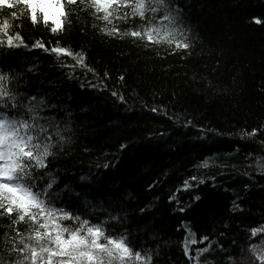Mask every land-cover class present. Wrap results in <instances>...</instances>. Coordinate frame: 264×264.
I'll return each instance as SVG.
<instances>
[{"label":"trees","instance_id":"obj_1","mask_svg":"<svg viewBox=\"0 0 264 264\" xmlns=\"http://www.w3.org/2000/svg\"><path fill=\"white\" fill-rule=\"evenodd\" d=\"M174 7L192 29L191 49L157 57L101 38L93 18L78 11L59 34L18 22L28 47L0 50V66L38 65L23 90L56 105L46 115L79 127L73 154L49 165L57 188L68 183L81 193L66 190L64 202L80 208L86 196L131 209L133 225L158 232L136 240L161 245L157 264H196L197 250L209 244L238 253L264 237L251 234L264 226V23L254 19L264 21V0H175ZM37 40L49 50L33 48ZM57 45L83 51L95 71L67 54L59 64ZM204 161L209 168L198 167ZM83 174L92 180L81 182Z\"/></svg>","mask_w":264,"mask_h":264},{"label":"clouds","instance_id":"obj_2","mask_svg":"<svg viewBox=\"0 0 264 264\" xmlns=\"http://www.w3.org/2000/svg\"><path fill=\"white\" fill-rule=\"evenodd\" d=\"M174 4L175 0H0V50L28 47L16 31L18 22L26 20L59 34L72 25L78 11L93 18L91 27L101 38L130 41L157 57L185 46L191 49L192 29ZM56 61L63 64L60 55ZM37 71L38 65L29 61L19 68L0 66V264H157L161 245L138 246L136 240L145 232L147 239H156L158 232L133 225L131 209L86 196L80 208L64 202L66 190L76 197L81 193L68 183L57 188L60 177L49 165L73 154L79 127L73 119L46 115L56 105L23 90L27 73ZM260 168L264 171V162ZM79 180L91 181L92 176L83 174ZM254 229L264 232V226ZM217 250L224 254L222 261L215 258ZM197 252L196 264H264V237L239 245L238 253L212 244Z\"/></svg>","mask_w":264,"mask_h":264},{"label":"snow or ice","instance_id":"obj_3","mask_svg":"<svg viewBox=\"0 0 264 264\" xmlns=\"http://www.w3.org/2000/svg\"><path fill=\"white\" fill-rule=\"evenodd\" d=\"M256 23H264V21H261L259 18H254ZM28 46V45H27ZM33 48H40L44 51H48L49 49L45 48L44 47V43L43 41L41 40H37L35 42V44L32 45ZM11 49V48H10ZM184 49H188L187 46H185ZM51 51L53 53H55L56 55H61V54H67V56H70L73 58L74 61H76L81 67H84L87 69V71L89 72H94L95 70L92 69V68H88L87 64L85 63V60H86V57H85V54H83L82 52L81 53H74L71 49L69 48H65V47H62V46H59L57 45L55 48L51 49ZM105 75H107V73H105ZM125 79L124 76H121L120 77V80L123 81ZM98 86H101V85H94V87H98ZM113 95L116 96L119 100L123 101L125 100V97L121 94H118L116 92H113ZM153 111H156V109H153ZM188 123H192L191 121H188ZM256 134V130H253L251 133H248L247 135L248 136H254ZM210 159H213V158H210ZM107 166V165H106ZM198 167H201V168H209L210 165H209V162L208 161H204L201 165H198ZM193 180H196L197 178L196 177H192ZM187 183V182H185ZM197 199H199V197H197ZM234 207H238V205H234ZM189 231H191V229L189 228ZM260 233H264V232H260ZM252 236L253 237H256L257 234H259L257 232V229H252V232H251ZM203 240L204 241H208L209 240V237L208 236H204L203 237ZM189 241H191L192 244H195L196 243V238H195V234H192L188 240H186L184 242V247H183V250L186 254H190L189 253V247H188V244H189ZM196 257L199 255L198 252H196Z\"/></svg>","mask_w":264,"mask_h":264}]
</instances>
